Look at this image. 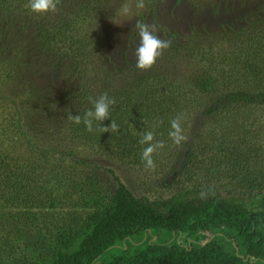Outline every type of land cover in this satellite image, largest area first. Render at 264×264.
Listing matches in <instances>:
<instances>
[{
    "label": "trees",
    "instance_id": "16d2710c",
    "mask_svg": "<svg viewBox=\"0 0 264 264\" xmlns=\"http://www.w3.org/2000/svg\"><path fill=\"white\" fill-rule=\"evenodd\" d=\"M159 1L59 0L56 12L35 16L28 0L22 7L0 0L12 33L4 62L20 76L12 79L15 95L0 104V264H264V145L247 146L262 140L264 124L257 111L264 108V6L234 32L229 50L212 38L184 42L185 70L170 67L172 56L148 70L126 57L88 68L86 50L104 38L119 6L142 2V18ZM43 73L51 84L40 87ZM102 92L116 99L118 134L90 133L67 119ZM177 116L189 139L174 154L167 131ZM152 128L166 143L154 154L155 170H146L137 140ZM86 150L161 174L168 195L137 196L111 169L114 187L105 189ZM199 154L211 170L203 178ZM258 195L260 206H248Z\"/></svg>",
    "mask_w": 264,
    "mask_h": 264
},
{
    "label": "rangeland",
    "instance_id": "374dc122",
    "mask_svg": "<svg viewBox=\"0 0 264 264\" xmlns=\"http://www.w3.org/2000/svg\"><path fill=\"white\" fill-rule=\"evenodd\" d=\"M13 1L14 7H20L24 0ZM125 5L130 9L129 18L127 19L119 14L121 7ZM263 6L264 0H207L203 5L192 4L187 0H160L152 12H144V15L141 14L142 18H139L137 12L140 11V8H135L132 3L122 4L114 12L115 17L109 20L111 22L110 27L106 35L104 34V38L102 36L101 40L86 50V64L88 68H92L96 65L101 66L102 62L108 61L120 64L123 62L124 57L129 60H134L130 51L135 34L134 24L137 20H141L155 25L158 29V35L162 39L170 41V47L164 50L162 55L157 59L158 64L170 65L169 56H172L174 57V62L170 67L184 68L185 70L188 67L187 61L191 60V56L189 53H186L188 51L187 49L183 51L184 42L197 43L203 40V38H207L206 43H210V38H212L219 43L217 44V49L227 48L229 50L231 46L230 41L233 39L234 32L237 29L247 26L255 15L260 14V9ZM7 16L6 12H0V104L6 103L8 99L15 95L16 82L12 81V79H20L16 71V65H14V70H12L13 67L11 66L12 68H10L7 65L9 63L7 62L6 64L4 62L8 53L6 51L7 39L12 35L8 25H6L5 18ZM10 28H14L13 25ZM11 58L15 64V54ZM186 58L188 59L186 60ZM7 71L8 73L11 72L10 76L6 74ZM46 76L47 74L43 73L39 79L35 80L40 87L42 84H51V81L46 79ZM18 93L21 95L23 92L21 93L19 91ZM23 99L26 98L24 97ZM22 108H24V105ZM257 111L258 115L262 114L261 119L264 121V108H259ZM199 117L196 116L193 119L194 124H198V121L201 119ZM40 132H44V129H41ZM259 133L262 140H251V144L249 143L247 145L250 147V150L251 148L257 149V146L264 145V124L263 127L259 128ZM181 149V147L173 146V150L170 152L179 154V150ZM259 151H262L264 156V148ZM86 154L84 153L88 160L100 165V181L102 186L107 190H111L114 187L111 173L106 171V169H111L137 196L150 195L152 198H155L161 195L167 196V193H169L167 186L169 181L161 180V174L156 173L152 176L149 172H142L124 166L107 154H101L93 150H86ZM185 156L181 157V160L178 162L179 164L183 163ZM179 158L180 156H177V160ZM196 167L199 170L198 173L202 174V178L209 175V173L211 174V170H208L207 157L203 154L198 155ZM73 169L80 171L83 169V166L78 164L77 168L75 167ZM67 175L72 176V173L67 172ZM170 179L171 176L168 180ZM186 179L190 183V180L188 178ZM261 203L262 195H258L257 198L249 200L248 206L259 207Z\"/></svg>",
    "mask_w": 264,
    "mask_h": 264
},
{
    "label": "clouds",
    "instance_id": "9594fccd",
    "mask_svg": "<svg viewBox=\"0 0 264 264\" xmlns=\"http://www.w3.org/2000/svg\"><path fill=\"white\" fill-rule=\"evenodd\" d=\"M59 0H28L25 5L26 10L35 16H42L57 11ZM138 8H143L142 2L137 3ZM129 7L122 6L119 14L124 18H129ZM135 34L133 36L131 55L135 61V67L140 70L150 69L157 59L162 55L163 51L170 47V41L162 39L158 35V29L155 25L148 24L141 20H137L134 24ZM91 107L87 108L82 114L73 115L67 113V119L73 125H83L87 132H93L97 128L100 133H119L120 124L112 119V109L115 106L116 99L107 92H102L95 98L89 97ZM110 120L107 126L102 123ZM183 117L177 116L168 121L167 137L175 146H182L188 139L185 135V129L182 124ZM163 124V121H157L156 127ZM139 139L137 143L141 146L140 161L146 170H155L156 162L154 154L165 148V140L157 139L158 133L155 128L145 130L138 133ZM211 192V189L208 190ZM208 193L201 192V197L206 198Z\"/></svg>",
    "mask_w": 264,
    "mask_h": 264
}]
</instances>
